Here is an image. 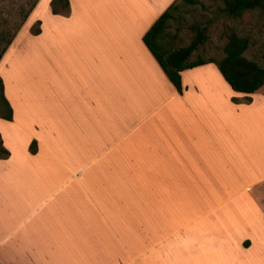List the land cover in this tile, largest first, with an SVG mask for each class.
Returning a JSON list of instances; mask_svg holds the SVG:
<instances>
[{"label":"crops","instance_id":"obj_1","mask_svg":"<svg viewBox=\"0 0 264 264\" xmlns=\"http://www.w3.org/2000/svg\"><path fill=\"white\" fill-rule=\"evenodd\" d=\"M67 1L0 57V264H207L206 241L236 234L249 249L264 233V82L235 91L205 62L175 89L142 41L173 0L100 27L109 1Z\"/></svg>","mask_w":264,"mask_h":264},{"label":"rangeland","instance_id":"obj_2","mask_svg":"<svg viewBox=\"0 0 264 264\" xmlns=\"http://www.w3.org/2000/svg\"><path fill=\"white\" fill-rule=\"evenodd\" d=\"M34 0H0V31L3 38L7 37L15 27H39L40 20L48 19L50 14L49 0H36L33 11L28 10ZM110 7L94 5L101 11H95L93 17L96 27L103 26L109 18L117 23H132V15L139 8L140 0H106ZM146 3L147 0H142ZM176 8L171 10V18L166 22L163 43L168 48H177L186 45L194 35L193 27H200L204 30L205 38L197 48L190 54L189 60L197 58L219 59L222 56V45L226 36L233 32L237 35H245L249 38V46L244 55L257 63L264 65V6L256 8L242 15L233 17L226 15L221 10L219 0H193L187 3L183 0H173ZM162 2L152 3V8L158 9ZM112 9L111 14H106L103 7ZM142 7V5H141ZM105 8V9H106ZM59 10L58 13H65ZM27 14L23 20V16ZM38 21V22H37ZM51 27L50 23L48 24ZM0 38V46L4 39ZM244 209L240 207V212ZM231 225H225L230 227ZM239 234L233 239L206 241L207 264H264V233L259 226L252 234L249 249L242 246V241L237 240ZM210 244H215L211 246ZM240 244V246H238Z\"/></svg>","mask_w":264,"mask_h":264},{"label":"trees","instance_id":"obj_3","mask_svg":"<svg viewBox=\"0 0 264 264\" xmlns=\"http://www.w3.org/2000/svg\"><path fill=\"white\" fill-rule=\"evenodd\" d=\"M187 3H192L193 0H183ZM221 10L226 15L237 17L244 12L261 8L264 6V0H219ZM36 0H34L28 10H31ZM67 0H49L51 13H58L59 10L67 8ZM176 5L170 3L153 21L149 28L142 35V41L150 51L154 59L159 64L167 79L178 91L181 90L179 71L205 62H213L221 73L231 89L239 92L250 93L259 88L264 82V65L257 63L255 60L249 59L244 55V51L248 48L250 42L245 35H237L229 33L222 45V56L219 59L197 58L189 60L190 54L203 42L205 35L203 28L193 27L194 35L191 40L183 46L177 48H168L163 43L164 30L166 22L171 18V10L175 9ZM27 14L23 16V20ZM38 22V21H37ZM14 30L3 38L0 31V38L4 39V43L0 46V57L5 51L10 40L15 32ZM31 33L38 32V27L30 29ZM248 99V98H247ZM0 117L4 119L11 118V108L3 96V86L0 78ZM29 151L35 150V142L31 141ZM8 151L2 146L0 140V158H4ZM247 242H245L246 244Z\"/></svg>","mask_w":264,"mask_h":264}]
</instances>
